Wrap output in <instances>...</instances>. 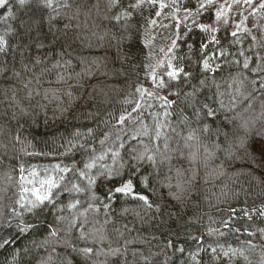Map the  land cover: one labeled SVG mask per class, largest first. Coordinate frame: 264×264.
I'll list each match as a JSON object with an SVG mask.
<instances>
[{
  "label": "clouds",
  "instance_id": "1",
  "mask_svg": "<svg viewBox=\"0 0 264 264\" xmlns=\"http://www.w3.org/2000/svg\"><path fill=\"white\" fill-rule=\"evenodd\" d=\"M0 264H264V0H0Z\"/></svg>",
  "mask_w": 264,
  "mask_h": 264
}]
</instances>
